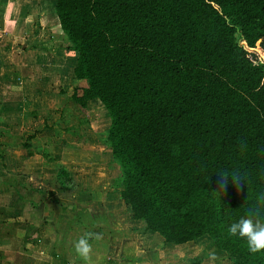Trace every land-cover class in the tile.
<instances>
[{"label": "trees", "instance_id": "trees-1", "mask_svg": "<svg viewBox=\"0 0 264 264\" xmlns=\"http://www.w3.org/2000/svg\"><path fill=\"white\" fill-rule=\"evenodd\" d=\"M53 1L132 217L264 264V0Z\"/></svg>", "mask_w": 264, "mask_h": 264}, {"label": "crops", "instance_id": "crops-1", "mask_svg": "<svg viewBox=\"0 0 264 264\" xmlns=\"http://www.w3.org/2000/svg\"><path fill=\"white\" fill-rule=\"evenodd\" d=\"M8 43L0 47V264H204V242L218 252L208 237L166 243L132 217L111 172L107 110L98 99L72 102L75 52ZM35 61L70 80L51 102L69 104L59 112L68 120L40 115L50 105L35 86Z\"/></svg>", "mask_w": 264, "mask_h": 264}, {"label": "rangeland", "instance_id": "rangeland-1", "mask_svg": "<svg viewBox=\"0 0 264 264\" xmlns=\"http://www.w3.org/2000/svg\"><path fill=\"white\" fill-rule=\"evenodd\" d=\"M48 1L49 0H2V2H0V47L5 50L6 48H10L7 46L5 47V44H9V40H12L13 43L10 44H17L19 46L21 44H26L23 49L28 47L31 49L34 44H40L49 50L50 47H62L67 51L66 41L63 39V33L60 30L58 19L54 13H51V7ZM38 5L41 6L40 9ZM5 11H7L6 14ZM35 62L36 64H31L32 68L30 69L33 77L36 78V80H34L35 86L45 88L46 101L50 105L48 106V104H46V107H44L40 115L45 118L55 117L56 120L59 118L62 121L63 119L68 120L70 118L68 112L65 114L64 111L61 115H59V112L63 109L67 110L69 104H61V102H59L57 105H52L51 102H53V97H56L57 92L60 90V83H65L70 80H60L49 72V70H52L51 68L46 67V69H44L43 65H41V68H38L41 63L40 61ZM17 70L19 71L20 69L18 68ZM69 71L70 70H68V73ZM42 72L43 74L49 72L50 75H46L44 78ZM82 85H84V82H74L68 86V89L73 86L75 88ZM64 93V90H62L59 95L65 96ZM49 98H51L50 101L48 100ZM81 119L84 118L81 117ZM96 119L97 115H92V120L94 121ZM31 120L32 118H30V121ZM106 138L107 134L105 140ZM111 172L112 176L116 179V183L122 186L121 183L124 174L117 161L111 166ZM204 245L203 251L198 255L199 258L205 259L204 264H232V261L225 253L219 252L218 250V252H212L210 249L206 248V242H204Z\"/></svg>", "mask_w": 264, "mask_h": 264}]
</instances>
